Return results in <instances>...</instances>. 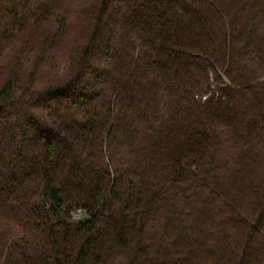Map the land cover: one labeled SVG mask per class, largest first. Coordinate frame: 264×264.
<instances>
[{
    "label": "trees",
    "instance_id": "1",
    "mask_svg": "<svg viewBox=\"0 0 264 264\" xmlns=\"http://www.w3.org/2000/svg\"><path fill=\"white\" fill-rule=\"evenodd\" d=\"M0 264H264V0H0Z\"/></svg>",
    "mask_w": 264,
    "mask_h": 264
},
{
    "label": "built area",
    "instance_id": "2",
    "mask_svg": "<svg viewBox=\"0 0 264 264\" xmlns=\"http://www.w3.org/2000/svg\"><path fill=\"white\" fill-rule=\"evenodd\" d=\"M72 218L75 220H81L83 218H87L88 217V212L87 210L83 209V208H79L76 209L72 212L71 214Z\"/></svg>",
    "mask_w": 264,
    "mask_h": 264
}]
</instances>
